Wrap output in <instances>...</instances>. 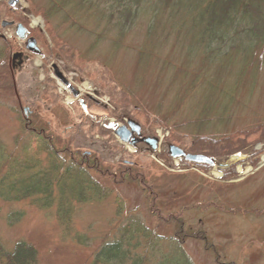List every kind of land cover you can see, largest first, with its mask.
Returning <instances> with one entry per match:
<instances>
[{"label":"rangeland","instance_id":"374dc122","mask_svg":"<svg viewBox=\"0 0 264 264\" xmlns=\"http://www.w3.org/2000/svg\"><path fill=\"white\" fill-rule=\"evenodd\" d=\"M19 1L12 9L0 0V25L23 24L52 61L56 57L47 49L54 39L67 43L76 57V88L98 123L82 117L66 88H59V105L51 104L52 98L39 100L41 89L32 86L49 77L41 71L45 60L26 54L14 30L0 26V36L15 45L10 53L30 56L15 80L10 62L0 64V145L13 149L19 141L38 151L39 140L25 126L23 109L28 108L32 122L62 142L58 149L81 156L91 152L112 177L118 169L129 176L138 171L143 184L120 178L113 184L91 171L86 178L98 179L105 196L78 203L66 215L31 200L0 201L1 244L7 250L20 242L32 246L37 264H96L102 245L131 223L135 237L148 233L162 239L160 248L172 240L182 244L189 236L184 247L194 264H264V39L243 34L249 24L239 20L232 29L215 27L223 34L217 40L201 42L204 26H195L187 9L151 0L142 9L138 4L141 12L128 27L104 14L110 25L98 28L88 14L84 31L105 35L93 48L95 36L64 25L62 16L50 12L51 0ZM126 115L142 125L144 135L160 139L158 151L123 145L103 126L124 122ZM196 128L205 133L195 134ZM169 145L206 153L223 166L204 169L173 160ZM38 156L46 160L43 149Z\"/></svg>","mask_w":264,"mask_h":264},{"label":"trees","instance_id":"16d2710c","mask_svg":"<svg viewBox=\"0 0 264 264\" xmlns=\"http://www.w3.org/2000/svg\"><path fill=\"white\" fill-rule=\"evenodd\" d=\"M150 1L51 0L50 12L56 13L55 16H62L66 22L64 25L68 28L77 30L79 33H87L89 37L95 36V45H93V48H95L99 42L98 40L105 37V35L102 33L95 34L96 30L84 31L86 28L83 23L88 14L92 15L90 18L94 21L93 25L98 28L107 24L104 21L106 18L104 14L108 15L107 20L118 17L119 24H125L128 27L130 26L128 23L137 16V12H141L137 10L138 4L142 5V9L145 7L144 3L146 2L149 5ZM156 1L158 4H164L171 9H174V6H183L187 9L189 17L192 16L191 19L196 21L194 25L200 27V29L204 26V33L200 35L201 42L213 38L217 40L223 34L215 27L220 28L225 24L232 29L233 21L239 20L246 21L249 24L246 29L242 30L243 34H249L248 36L253 38L256 33L259 38L264 39V0ZM157 3L151 4L152 7H157ZM67 10L70 11L66 12ZM81 13L84 15H80ZM254 25H256V29L253 28ZM249 28L250 30H247ZM54 40L57 41L56 44L64 43L58 36ZM9 50L8 43L0 38V64L3 65L8 60ZM210 121L213 122V120ZM199 132L202 131L196 128L195 134ZM31 136L33 140H39L41 149L36 145L38 151H34L31 145L25 146L19 141L15 143L16 147L13 149L0 145V201L2 203L13 204L31 200L33 204L40 208L52 209L55 207L59 214L64 213L66 215L78 203L93 202L97 196H105L106 190L103 189L104 186L98 179L97 182H92L86 178V174L91 173V171L101 175L102 180L104 174L113 184L117 182L118 178L121 182L135 181L134 174L132 177L127 174L123 175L119 169L114 172L118 174L117 176L112 177L108 170V173L105 174L101 163L96 161V156L89 160L84 158L80 160L77 159L78 154L76 152H73L76 155L71 156L67 153V148L58 149V144L46 139L42 141V138L34 132L31 133ZM33 140L29 139V143ZM42 149L46 154V160H42L38 156V154L41 155ZM29 153H32V156ZM62 153L69 156V158L63 160ZM69 160L72 161L70 167L68 166ZM56 171L59 172L58 176ZM131 229L134 228L131 223H128L127 227L123 229L119 236L115 237L114 241L104 243L94 255V262L96 264H194L183 245L189 236L182 240V244L172 240L165 243L163 248H160L159 242L162 239L154 238L152 235L147 236L148 233L142 229L141 231L146 235L135 237L136 231H129ZM140 239L143 243L140 242ZM37 262L38 252L32 246L20 242L12 250H7L0 242V264H37Z\"/></svg>","mask_w":264,"mask_h":264},{"label":"flooded vegetation","instance_id":"af4514ba","mask_svg":"<svg viewBox=\"0 0 264 264\" xmlns=\"http://www.w3.org/2000/svg\"><path fill=\"white\" fill-rule=\"evenodd\" d=\"M37 43H38V41H37ZM38 46H40L39 43H38ZM22 47L25 51L26 50V44L24 43ZM41 49H42V56L41 57H43V59L45 60L43 63V67H42L41 71L43 73H47L49 77L46 78L44 76V80L37 81L36 85L32 86L33 90L34 89H41L39 91V97H40L39 100H41V101L46 100L45 102L48 103V101L52 98L51 104L59 105L60 101H61V97H60L61 93H60L59 88H61V87H63L64 89L66 88L69 91L70 96H72L73 99H75V101L77 102V107H79V108L81 107V109H82L81 99L84 102V104L86 106V111L83 113V118L90 120L94 124L98 123L97 117H94L93 115H91L88 112L89 101L86 98H83V95L80 92V90L78 88H76V79L73 77L75 71L72 70V65H73L72 63L74 61V58H76V57L70 55V50H69L68 45L64 44V43H62V44L57 43V44H53L52 48L47 49L49 51V55H54L56 57L55 61H52L49 58V56H47V53L45 52V50L42 47H41ZM15 54L20 55V56L15 59L13 57ZM15 54L9 60L10 61V71L14 72V73L17 70H20L21 68H23V66L27 62V59L28 60L30 59V56L25 55L23 52H17ZM76 96L79 97V99L78 98L76 99ZM104 110H107V109H104ZM66 114H68V117H71L70 111L67 110ZM74 114H75V112H74ZM32 116H33V112H30L27 115V118L30 120V118H32ZM121 125H125V122L122 123ZM103 126L107 127V125H103ZM144 137H149V136L142 134V138H144ZM139 145H144V144H139ZM205 155H206V153H205ZM208 157H211V158L217 160L216 157H212L209 155H208ZM217 161L215 162V163H217V166H220V167L223 166L221 163H219ZM201 167L206 168L208 166L202 165Z\"/></svg>","mask_w":264,"mask_h":264},{"label":"water","instance_id":"95a60500","mask_svg":"<svg viewBox=\"0 0 264 264\" xmlns=\"http://www.w3.org/2000/svg\"><path fill=\"white\" fill-rule=\"evenodd\" d=\"M17 3H18V0H11V3L10 4L12 6H14ZM10 25H12V24L11 23H7V22L2 23V27L3 28H6V27H8ZM17 35L22 40H26V38H27V31L22 26H18L17 27ZM27 47H28V49L30 51H32L34 53H37V54H40V51L36 48V42H35V40L30 39L28 41ZM130 126H132L133 132H136V133H139L140 132V127L136 123L131 122L130 123ZM117 128L118 127L116 126L115 129H117ZM117 135L125 143H128L129 142L128 138L132 136V134L130 132H128V130L126 128H119L118 131H117ZM144 142H146L147 144H150L154 150H156L157 147H158V139H146V140H144ZM133 144H135V143H133ZM171 152H172V156L174 158L183 157L185 155L182 151H180L177 148H171ZM187 160L188 161H193V162H196V163H203V162H207L208 161V159L205 158V157H203V156H188L187 157ZM210 162H212V161H210Z\"/></svg>","mask_w":264,"mask_h":264}]
</instances>
